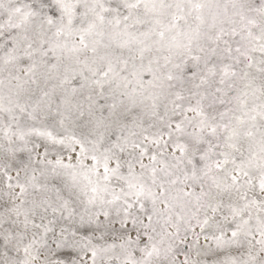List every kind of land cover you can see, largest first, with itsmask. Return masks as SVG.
Returning <instances> with one entry per match:
<instances>
[{
    "label": "snow or ice",
    "instance_id": "snow-or-ice-1",
    "mask_svg": "<svg viewBox=\"0 0 264 264\" xmlns=\"http://www.w3.org/2000/svg\"><path fill=\"white\" fill-rule=\"evenodd\" d=\"M0 264H264V0H0Z\"/></svg>",
    "mask_w": 264,
    "mask_h": 264
}]
</instances>
